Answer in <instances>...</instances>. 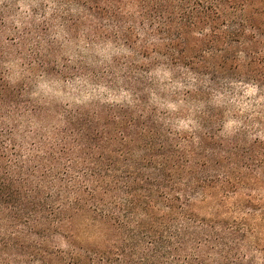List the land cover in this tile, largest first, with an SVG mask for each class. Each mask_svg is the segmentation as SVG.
I'll list each match as a JSON object with an SVG mask.
<instances>
[{
    "label": "trees",
    "instance_id": "trees-1",
    "mask_svg": "<svg viewBox=\"0 0 264 264\" xmlns=\"http://www.w3.org/2000/svg\"><path fill=\"white\" fill-rule=\"evenodd\" d=\"M0 264H264V0H0Z\"/></svg>",
    "mask_w": 264,
    "mask_h": 264
},
{
    "label": "rangeland",
    "instance_id": "rangeland-1",
    "mask_svg": "<svg viewBox=\"0 0 264 264\" xmlns=\"http://www.w3.org/2000/svg\"><path fill=\"white\" fill-rule=\"evenodd\" d=\"M105 53H106L105 51H101L98 54L105 55ZM39 89L43 92L44 95L54 96L55 98L60 99L65 102V99H66L65 97H63L60 93L53 91L51 88L46 86V84H41Z\"/></svg>",
    "mask_w": 264,
    "mask_h": 264
}]
</instances>
